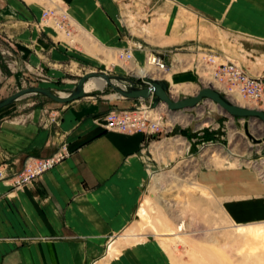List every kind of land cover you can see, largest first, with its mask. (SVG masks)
Instances as JSON below:
<instances>
[{"label":"rangeland","instance_id":"1","mask_svg":"<svg viewBox=\"0 0 264 264\" xmlns=\"http://www.w3.org/2000/svg\"><path fill=\"white\" fill-rule=\"evenodd\" d=\"M10 1L3 0L0 14V34L3 36L0 39V100L30 86L48 88L56 94L66 95L75 88L78 79L89 71H105L129 77L141 67L150 69L144 63L136 69L130 66L128 70L118 55L106 54L96 50V47L91 53H83L72 21L71 36L50 23L42 24L40 16L45 8L53 9L59 16L65 11L70 17L68 5L63 0H20L34 12L30 20L16 11ZM123 1H104L110 18L119 27L122 25ZM125 1L130 2V6L127 5L125 9L127 15L136 20V15L142 13L144 21L150 23L148 32L139 34L134 31V35H139L153 46L170 50L171 59L168 62L171 68L168 72L173 83L170 78H166L171 94L178 98L193 95L204 85L218 86L210 75L209 55L215 58L216 63L237 57L235 46L219 36L217 25H225L227 20L239 15L248 21L253 18L251 22L264 27V0H221L220 15L210 14V17L197 12L198 7L191 1L186 2L189 0ZM109 2L113 3L112 7L106 5ZM164 6L167 8L160 11V7ZM28 29L31 32L29 38L26 33ZM221 31L229 39L241 36ZM233 31L245 33L240 29ZM21 33L25 35L18 36ZM45 33L51 35L50 39L52 37L54 41L40 45L39 40L45 37ZM241 38L249 40V37ZM17 41L20 47H17ZM263 46L243 43L248 52L251 49L259 51V57L263 55ZM243 47L237 45V48L245 50ZM218 51L225 53L223 61ZM245 69L264 74V66L251 65ZM87 96L94 100L110 99L114 102L121 97L108 84L101 90L87 93ZM227 96L256 107L238 93ZM211 102L200 107L198 116L188 126L185 124L189 120L184 119L181 123L166 120L167 125H173L172 132L162 134L159 139L163 140L158 145H174V152L170 155L172 162L160 167L149 163L148 172H156L158 178L154 180L149 174L143 197L132 220L112 239L115 242L111 250V241L108 240L110 243L91 264H264V234L254 238L236 234L237 226L249 227L245 229L247 232L264 230V220L242 224L234 222L197 178L199 169L204 166L217 170L243 168L253 170L258 180L264 183V152L253 147L264 130L259 131V120H229ZM56 104L60 103L45 95L29 93L1 108L0 117L35 108L52 109ZM258 108L263 109L260 106ZM201 125L204 126L203 130L194 131ZM178 129L180 132H177ZM178 133L186 136L188 141L178 139ZM169 136H174V140L169 139ZM207 142L215 145H203ZM230 152L240 155L237 162L230 164L229 160L233 159V156H229ZM163 160L166 162L165 157ZM141 208L145 210L144 216L139 215ZM177 226L182 229L177 231ZM167 230L174 232L177 243L170 242L174 236L161 235ZM141 245L147 249H140Z\"/></svg>","mask_w":264,"mask_h":264},{"label":"crops","instance_id":"2","mask_svg":"<svg viewBox=\"0 0 264 264\" xmlns=\"http://www.w3.org/2000/svg\"><path fill=\"white\" fill-rule=\"evenodd\" d=\"M63 1L68 5L83 53H91L96 47V50L117 56L121 50L129 48L133 63L141 66L148 53L170 51L134 35V31L148 32L150 23L144 21L142 13L136 15V20L126 14L129 1L122 2L121 27L110 18L106 0ZM190 1L203 16L220 15L221 0L186 2ZM10 2L24 18L33 19L34 12L27 5L20 0ZM112 4L106 3L108 7ZM165 8L167 6L159 10ZM2 9L3 0H0V14ZM238 16L227 20L225 25H217L219 36L235 46L237 57L234 60L242 66H264V52L259 57L261 54L256 49L248 52L243 47L244 42L251 46L264 45V27L251 22L253 18L248 21ZM221 30L241 36L229 39ZM26 33L29 38V29ZM22 35L25 34H18ZM50 36L45 33L39 40L40 45L54 41ZM241 37H249V40ZM0 39H3L2 34ZM18 42L17 47H20ZM219 54L223 61L225 53ZM170 59L169 52L166 61ZM124 63L129 70L131 63ZM160 74L164 73L151 69L146 75L168 82ZM140 76L135 74L128 78L134 80ZM138 101L122 97L115 102L94 100L86 95L56 104L52 109L35 108L0 117V150L9 154L6 163L12 170L21 169L27 156L47 157L62 146L69 150L67 157L31 183L14 190L7 184H0V264H91L110 241L111 250L115 242L112 239L130 223L143 197L149 177L144 156L149 155L151 164L160 167L172 162L170 155L174 152V145H158L165 132L123 133L104 127L109 110L132 108ZM51 116L56 117L55 122L51 121ZM3 162L0 155V164ZM197 178L234 222L264 220V183L253 170H217L204 166L199 169ZM140 249L147 247L141 245Z\"/></svg>","mask_w":264,"mask_h":264},{"label":"built area","instance_id":"3","mask_svg":"<svg viewBox=\"0 0 264 264\" xmlns=\"http://www.w3.org/2000/svg\"><path fill=\"white\" fill-rule=\"evenodd\" d=\"M55 13L56 11L53 9L45 8L40 16V22L42 24L50 23L67 36H71L72 23L70 22L71 20L68 14L65 11H62L60 16ZM61 16H63V18H61ZM168 53L169 52L166 51L148 53L145 60L146 66L149 65L150 70L154 69L160 73H168L171 68L170 63L166 61ZM118 56L120 60L131 63L132 68L134 69L141 67L133 63V55L129 48L121 50L118 53ZM209 59L208 65L211 67L209 68L210 75L218 84V86L215 87L216 89L226 95L238 93L241 97L251 101L257 108L260 106L264 109V74L250 73L244 66L235 60L225 59L223 62L216 63L215 58L210 55ZM141 77H143V75L139 78ZM126 84L128 83L123 84V87H126ZM138 85L140 86V84ZM169 94L174 99L178 98L171 94L170 87ZM151 102L152 97L149 99H139L137 105H134L132 108H115L109 110L104 118V127L107 130L123 133L143 132L146 134H155L161 132H172L173 125H167L165 123L166 120H170V122L173 121L174 123H181L180 121L184 119L189 120L185 124V126H188L190 122L198 116L200 107L206 102L211 101L203 100L194 108L176 111H169L164 103H159L157 107L152 108L150 106ZM214 105L216 104L214 103ZM227 117L229 120L236 119L229 116ZM50 119L55 122L56 117L51 116ZM237 119L242 121L245 120V118L242 117ZM203 129L204 126L201 125L195 128L194 131L200 132ZM176 135L178 139H181V141H188V138L181 133ZM168 138L174 140V136H169ZM203 145L209 146L215 145V143L207 142ZM253 147L258 151L264 152V134L261 135L259 139H256V142L253 143ZM0 155L4 158V162L0 164V184H7L14 190L31 183L41 174L53 168L69 155V150L66 146H62L57 152L47 157L36 158L33 156H27L23 161L22 168L19 170L10 169L9 165L6 163V160L9 159L8 153L0 150ZM144 160L146 161L149 169L151 157L149 155H145Z\"/></svg>","mask_w":264,"mask_h":264},{"label":"water","instance_id":"4","mask_svg":"<svg viewBox=\"0 0 264 264\" xmlns=\"http://www.w3.org/2000/svg\"><path fill=\"white\" fill-rule=\"evenodd\" d=\"M90 77H102L106 81V84L111 86L122 98L149 99L152 97L150 104L152 108L157 107L159 103H164L169 111L191 109L203 100H210L226 116L257 119L264 125V109L240 105L212 85L202 86L193 95L174 99L169 94V84L164 78L144 75L141 78L132 80L128 77L109 74L105 71H89L83 74L78 79L75 88L66 95L56 94L52 90L40 86L23 88L1 99L0 109L12 104L16 99L29 93H39L59 103L71 102L87 95V92L84 90V83ZM113 81H117L119 84H115ZM125 83L128 84H126V87H123ZM246 129L247 124H245Z\"/></svg>","mask_w":264,"mask_h":264},{"label":"bare ground","instance_id":"5","mask_svg":"<svg viewBox=\"0 0 264 264\" xmlns=\"http://www.w3.org/2000/svg\"><path fill=\"white\" fill-rule=\"evenodd\" d=\"M48 1V0H47ZM59 12V11H58ZM61 12V11H60ZM72 20V19H71ZM149 71H150V69L149 68H139L136 72H135V74H137V75H146L147 73H149ZM159 72V71H158ZM169 72L168 73H165V74H162L163 76H165V77H168V78H170V80H171V82L173 83V78H171L170 76H169ZM168 80V79H167ZM115 84H119V82H117V81H113ZM105 85H106V81L102 78V77H90V78H88L86 81H85V83H84V90L87 92V93H90V92H92V91H94V90H101L102 88H104L105 87ZM231 95V94H230ZM231 97V100H233L234 102H236V103H238V104H240V105H246L245 103H242L240 100H234V99H236V98H233V96H230ZM238 98V97H237ZM212 104H214L213 102H211ZM246 106H248V105H246ZM232 120V119H231ZM253 121V120H252ZM261 126L259 127V131H263L264 130V125L262 124V123H259ZM209 147H212V145H209ZM217 151V150H216ZM214 152V151H213ZM212 154V153H211ZM233 156V157H231V158H233V159H230L229 160V162H230V164H232V163H234V162H237L238 161V157L240 156L239 154H237V153H235V152H230L229 153V156ZM150 176L152 177V178H154V180H156L157 178H158V175L156 174V172H154V171H150ZM144 213H145V210H144V208H141L140 210H139V215H141V216H144ZM246 228H249V227H245V226H237V228H236V230H237V235H239L240 237L242 236V237H247V238H249V237H258V236H260V235H263L264 234V230H262V229H257V230H254V231H249V232H247V230H245ZM182 228L180 227L179 228V226H177V231L179 230H181ZM162 236L163 235H166V237H167V235H171V236H174L175 234H174V232H172L171 230H167L165 233H163V234H161ZM175 237V236H174ZM170 242H174V243H177L178 242V239L175 237L174 239H172V241H170Z\"/></svg>","mask_w":264,"mask_h":264}]
</instances>
